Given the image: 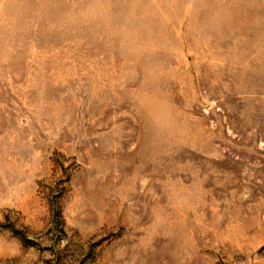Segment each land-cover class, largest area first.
<instances>
[{"label": "rangeland", "instance_id": "374dc122", "mask_svg": "<svg viewBox=\"0 0 264 264\" xmlns=\"http://www.w3.org/2000/svg\"><path fill=\"white\" fill-rule=\"evenodd\" d=\"M0 264H264V0H0Z\"/></svg>", "mask_w": 264, "mask_h": 264}]
</instances>
